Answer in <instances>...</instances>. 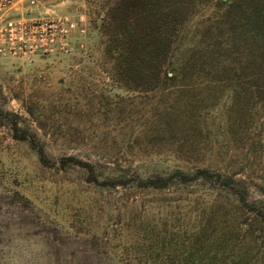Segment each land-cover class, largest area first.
<instances>
[{
    "label": "rangeland",
    "instance_id": "rangeland-1",
    "mask_svg": "<svg viewBox=\"0 0 264 264\" xmlns=\"http://www.w3.org/2000/svg\"><path fill=\"white\" fill-rule=\"evenodd\" d=\"M107 1L48 0L51 14L86 17L89 35L75 55L0 62V108L16 116L19 136L29 138L17 140L0 116V264H150L146 260L164 255L180 236H190L204 211L203 194L193 187H107L87 182L78 167L61 169L62 158L97 163L108 174L97 176L100 182L226 165L264 178V159L242 137L227 134L223 107L204 118L199 131L176 140L147 134L156 126L149 108L161 96L129 91L107 63ZM214 10L198 9L185 25L186 43ZM254 135L258 140L260 130ZM33 145L44 148L50 166ZM254 197L264 201V191Z\"/></svg>",
    "mask_w": 264,
    "mask_h": 264
},
{
    "label": "trees",
    "instance_id": "trees-1",
    "mask_svg": "<svg viewBox=\"0 0 264 264\" xmlns=\"http://www.w3.org/2000/svg\"><path fill=\"white\" fill-rule=\"evenodd\" d=\"M206 6L214 12L186 43L185 25ZM105 7V54L118 81L145 97L161 96L149 108L156 126L147 134L176 140L199 131L204 118L223 107L227 134L242 137L243 145L264 159V0H108ZM0 116L17 140H29L26 133L19 136L14 114L0 108ZM33 149L43 165H51L43 147ZM60 164L82 169L89 183L112 188L202 192L205 208L192 234L146 263L264 264V201L254 197L264 191V178L246 176V168L196 166L100 182L97 176L108 174L99 172L97 163L69 156Z\"/></svg>",
    "mask_w": 264,
    "mask_h": 264
},
{
    "label": "built area",
    "instance_id": "built-area-1",
    "mask_svg": "<svg viewBox=\"0 0 264 264\" xmlns=\"http://www.w3.org/2000/svg\"><path fill=\"white\" fill-rule=\"evenodd\" d=\"M48 0H0V62L72 56L85 47L89 26L80 13L56 15Z\"/></svg>",
    "mask_w": 264,
    "mask_h": 264
}]
</instances>
